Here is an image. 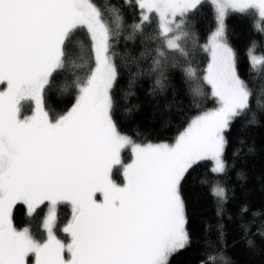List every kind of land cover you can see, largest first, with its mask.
<instances>
[{
  "label": "snow or ice",
  "instance_id": "1",
  "mask_svg": "<svg viewBox=\"0 0 264 264\" xmlns=\"http://www.w3.org/2000/svg\"><path fill=\"white\" fill-rule=\"evenodd\" d=\"M202 2L138 0L140 22L133 32L143 34L155 14L164 42V49L155 50L151 71L163 75L165 50L188 55L183 46L190 36L188 16ZM211 4L217 28L204 45L211 59L203 79L219 107L193 119L172 144H142L122 134L113 120L118 71L111 49L123 26L119 10L111 9V20H106L92 0H0V85L5 86L0 90V264H29L30 256L35 264H169L188 245L182 181L200 161H212L213 173L226 171L225 132L251 110L253 91L237 72L225 18L230 12H252L264 19V0ZM80 28L90 36L95 67L85 78L77 77L71 109L53 118L44 107V92L54 73L66 68L67 48ZM250 62L253 71L264 66V59L254 56ZM184 71L196 76L191 66ZM26 101L35 105L30 116L22 114ZM129 147L133 159L125 164L121 152ZM117 166L123 183L113 178ZM213 194L226 198L219 185ZM19 202L29 215L47 202L45 240L13 225L12 210ZM64 203L72 210L62 229L71 238L67 244L55 233L57 209Z\"/></svg>",
  "mask_w": 264,
  "mask_h": 264
},
{
  "label": "trees",
  "instance_id": "2",
  "mask_svg": "<svg viewBox=\"0 0 264 264\" xmlns=\"http://www.w3.org/2000/svg\"><path fill=\"white\" fill-rule=\"evenodd\" d=\"M92 2L102 10L106 20H111L113 8L123 17V26L113 37L111 49L118 71L112 89L113 120L122 134L129 135L136 143H172L194 118L218 107L211 86L203 79L210 62L204 45L217 26L210 1L204 0L188 16L185 30L190 36L183 45L188 55L182 57L165 50L168 60L163 75L160 70H150L155 50L164 49V42L158 37L156 15H152L150 25L144 26L143 34L134 33L132 26L140 22L141 14L138 0ZM225 27L227 42L236 53L238 74L253 91L251 110L225 132L223 174L213 173L209 160L198 162L186 173L181 196L190 241L170 257L169 264H225V261L264 264V107H257L256 103L258 99L264 104V66L253 71L250 62L252 51L264 59V19L252 12H230ZM66 60V68L54 73L51 85L44 92V107L53 118L71 109L78 95L77 77L85 78L95 67L85 28L75 30ZM73 62L82 67L74 66ZM189 66L196 70L194 78L185 74ZM157 80L161 83L157 84ZM32 111L33 103L24 102L22 114L27 116ZM113 176L123 182L119 166ZM216 185L225 188V199L213 194ZM47 211L45 203L29 215L26 206L18 203L12 212L13 224L18 228L29 227L34 238L43 241L46 236L42 225ZM57 212L56 232L63 235L62 228L71 218V206L61 204ZM249 240L254 242L253 246H249ZM210 256L215 259L209 260Z\"/></svg>",
  "mask_w": 264,
  "mask_h": 264
},
{
  "label": "rangeland",
  "instance_id": "3",
  "mask_svg": "<svg viewBox=\"0 0 264 264\" xmlns=\"http://www.w3.org/2000/svg\"><path fill=\"white\" fill-rule=\"evenodd\" d=\"M204 1V0H203ZM208 1H210L211 2V0H208ZM261 19V18H260ZM225 21H226V18H225ZM225 21H224V25H225ZM216 28H217V26H216ZM215 28V29H216ZM215 29H214V31H215ZM213 31V32H214ZM212 34V33H211ZM225 35H226V27H225ZM211 36V35H210ZM210 36H209V38H210ZM209 38H208V41H207V43L206 44H208V42H209ZM228 43V42H227ZM229 44V43H228ZM208 53H209V56H210V59H211V54H210V52L208 51ZM256 57L258 60H260V59H263V57L261 56V55H257V54H255L253 51L251 52V57ZM238 72V71H237ZM211 86V85H210ZM5 86L4 85H0V90H3V88H4ZM216 98V97H215ZM217 99V98H216ZM33 103V111H32V113L30 114V115H32L33 114V112H34V108H35V105H34V102H32ZM218 107H219V105H218ZM216 109V108H215ZM215 109H212V110H215ZM212 110H209V111H212ZM208 112V111H207ZM30 115H27V116H30ZM202 115V114H201ZM195 119V118H194ZM175 142V141H174ZM174 142H172V143H174ZM163 143H169V142H163ZM172 143H169V144H172ZM121 159H122V161H123V163H125V164H127V163H130L131 161H132V159H133V156H132V152H131V148L129 147V148H126V149H124V150H122V152H121ZM210 161V160H209ZM212 162V161H211ZM118 167V166H117ZM212 167H213V162H212ZM115 169V168H114ZM121 173H122V168H121ZM113 178H114V176H113ZM118 182V181H117ZM118 183H120V182H118ZM123 183V182H122ZM225 189V188H224ZM19 203H22V202H19ZM47 203V202H46ZM18 204V203H17ZM23 204V203H22ZM25 205V204H24ZM26 206V205H25ZM49 207V206H48ZM14 208V207H13ZM26 209H27V206H26ZM72 211V210H71ZM12 212H13V210H12ZM28 212V211H27ZM48 212V211H47ZM47 216V215H46ZM71 217H72V214H71ZM46 218V217H45ZM70 220H71V218H70ZM69 220V221H70ZM13 221V220H12ZM14 225V224H13ZM67 225V224H66ZM65 225V226H66ZM15 226V225H14ZM64 226V227H65ZM16 227V226H15ZM63 227V228H64ZM17 229H23V228H25V227H23V228H18V227H16ZM27 228H29V227H27ZM42 228H43V225H42ZM62 228V229H63ZM44 229V228H43ZM30 230V229H29ZM45 231V230H44ZM55 233H56V235H57V237L62 241V242H64L65 244H67V243H69L70 242V236L68 235V234H66V233H64L63 231H62V234L63 235H60V234H58L57 232H56V227H55ZM32 234V233H31ZM45 236H46V231H45ZM46 238H47V236H46ZM45 238V239H46ZM44 239V240H45ZM66 255H67V253H66ZM29 264H35V257L34 256H30L29 257Z\"/></svg>",
  "mask_w": 264,
  "mask_h": 264
}]
</instances>
